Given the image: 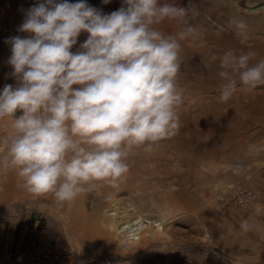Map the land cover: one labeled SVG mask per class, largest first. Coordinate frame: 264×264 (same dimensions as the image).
Instances as JSON below:
<instances>
[{"label": "rangeland", "instance_id": "rangeland-1", "mask_svg": "<svg viewBox=\"0 0 264 264\" xmlns=\"http://www.w3.org/2000/svg\"><path fill=\"white\" fill-rule=\"evenodd\" d=\"M39 2L0 0V72L14 85L17 80L8 64L11 51L6 41L28 35L19 27L28 9ZM86 2L108 14L119 9L123 0ZM168 2L187 8L188 15L182 21L166 19L155 26L157 30L176 36L189 25L196 29L179 41L177 84L183 95L179 129L153 144L151 151L135 148L129 157L130 170L116 184L90 182L70 202L59 203L50 193L32 194L16 170L0 167V264H48L15 262L17 256H31L45 246L73 256L80 264H264V85L252 89L237 78L236 92L222 102L224 81L218 75L219 57L228 50L255 52L252 64L264 59V0ZM232 19L246 21L249 39L237 35L229 24ZM87 36L81 33L73 52L80 50ZM213 53L216 60L211 58ZM4 152L5 147L0 148V157ZM237 186L253 190L254 205L220 209L217 197ZM93 197L94 203L103 198L104 215L88 221L83 216L89 215L87 202ZM118 207L128 209L118 227L140 212L153 219L165 215V221L151 232L142 231L138 244L129 247L118 228L108 227L105 211ZM245 220L248 231L240 227ZM7 225L13 234L7 233ZM36 225L43 234L41 244L22 250L26 231ZM101 229H108L110 236H102Z\"/></svg>", "mask_w": 264, "mask_h": 264}, {"label": "clouds", "instance_id": "clouds-1", "mask_svg": "<svg viewBox=\"0 0 264 264\" xmlns=\"http://www.w3.org/2000/svg\"><path fill=\"white\" fill-rule=\"evenodd\" d=\"M187 15L168 0H123L108 14L86 0H42L28 9L19 27L28 35L6 41L17 84L0 91V120H13L0 167L16 170L28 192L51 193L59 203L93 181L116 184L135 148L151 151L180 127L179 41L196 29L166 36L155 26ZM229 24L249 39L246 21ZM81 33L87 39L73 52ZM255 56L228 50L219 57L222 102L236 92L237 78L252 89L264 85V59L252 64Z\"/></svg>", "mask_w": 264, "mask_h": 264}, {"label": "built area", "instance_id": "built-area-1", "mask_svg": "<svg viewBox=\"0 0 264 264\" xmlns=\"http://www.w3.org/2000/svg\"><path fill=\"white\" fill-rule=\"evenodd\" d=\"M255 194L253 190L246 186L228 188L217 197L218 207L224 208L227 205L235 204L245 208L254 205ZM19 262H45L48 264H80V262L70 255H62L51 246L36 251L31 256L21 254L16 257Z\"/></svg>", "mask_w": 264, "mask_h": 264}, {"label": "crops", "instance_id": "crops-1", "mask_svg": "<svg viewBox=\"0 0 264 264\" xmlns=\"http://www.w3.org/2000/svg\"><path fill=\"white\" fill-rule=\"evenodd\" d=\"M6 84H11V85H13V87L16 86L12 83V80L10 79V77L8 75L0 72V91H2L3 87ZM12 122H13V120L10 117L0 120V148L5 147V145L2 143V141L4 139H6L7 137H9L13 132ZM51 195L54 199L50 197L51 199H49V200H52V199L56 200L54 195L53 194H51ZM25 202L26 203H33L32 201H25ZM99 203H102V204L99 205ZM104 204L105 203H104L103 198H101V199L96 198V203H94V197L90 198V200L88 198V202H87L88 209H87V211L89 212V215L83 216V219H85V220L86 219L88 220L89 218L91 219L96 214L97 215L101 214L103 216L104 210H105ZM100 223L104 227L105 223H104V220L102 218H101ZM7 227H8L7 233L9 232V233L13 234L14 232H13V230H11V228H10L11 226L7 225ZM88 231H89V229H88ZM104 232H106V234ZM110 234H111V232L108 229H106V230L101 229V235L102 236L108 237V235L110 236ZM42 237H43V234L38 229V225H36L35 229L26 231V238L24 240H22V242H21V244L23 246L22 250H27L28 248H31L33 246L38 247L41 244Z\"/></svg>", "mask_w": 264, "mask_h": 264}, {"label": "bare ground", "instance_id": "bare-ground-1", "mask_svg": "<svg viewBox=\"0 0 264 264\" xmlns=\"http://www.w3.org/2000/svg\"><path fill=\"white\" fill-rule=\"evenodd\" d=\"M119 207L105 211L107 220L109 219L108 227L110 228V230H114L115 228H118L121 234L124 235V239H126V242L129 247L130 245H132V243L138 244V242L140 241L139 235L141 234L142 231L151 232L152 230H154L155 227L160 228L161 224L165 221V215L159 216L158 217L159 219H153V218H150L145 213L140 212V213H137L134 217H132L131 221H128L124 223L123 225H121L120 227H118L117 221L120 219L121 215L124 216L125 219L128 216V209H127L128 207L127 206H126L127 208L125 207L127 210L125 209L121 210L122 208H119ZM206 237L208 238V240H211L210 235H207ZM19 261L21 260H16L15 262L19 263Z\"/></svg>", "mask_w": 264, "mask_h": 264}]
</instances>
